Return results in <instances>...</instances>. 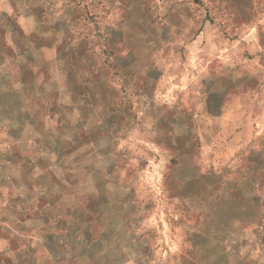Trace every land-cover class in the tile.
Instances as JSON below:
<instances>
[{"label":"rangeland","instance_id":"rangeland-1","mask_svg":"<svg viewBox=\"0 0 264 264\" xmlns=\"http://www.w3.org/2000/svg\"><path fill=\"white\" fill-rule=\"evenodd\" d=\"M6 163L0 264H264V0H0Z\"/></svg>","mask_w":264,"mask_h":264},{"label":"trees","instance_id":"trees-1","mask_svg":"<svg viewBox=\"0 0 264 264\" xmlns=\"http://www.w3.org/2000/svg\"><path fill=\"white\" fill-rule=\"evenodd\" d=\"M26 72H28V71L26 70ZM39 73H40V70L37 69V68L31 70V73H30L29 77H27V76L23 77V74L20 73L19 77H17V81H20V82L23 81L22 83L27 82V83H30V84L32 82L33 83H36L35 82V78L39 75ZM10 74H12V73H10ZM23 79H26V80H23ZM33 79H34V81H33ZM57 223H63V224H67L68 225V221H66L64 219H58V222ZM67 225L64 226V229L62 231H60V230L50 231L49 232V236L52 238L55 235L58 238L59 236L63 235L64 233L66 234L67 231H68V229H69V228H67ZM95 234L96 233L92 234L90 237H95L96 236ZM193 250H194V247H191V252ZM70 255H71V258L73 259L76 256L82 255V253H80L79 250H78V248H76V249L73 250L72 254H70ZM51 258H52L53 264H61V260H60L59 254L57 252H55V257L51 256Z\"/></svg>","mask_w":264,"mask_h":264},{"label":"crops","instance_id":"crops-1","mask_svg":"<svg viewBox=\"0 0 264 264\" xmlns=\"http://www.w3.org/2000/svg\"><path fill=\"white\" fill-rule=\"evenodd\" d=\"M7 167V163L4 165V167H0V169H4Z\"/></svg>","mask_w":264,"mask_h":264}]
</instances>
